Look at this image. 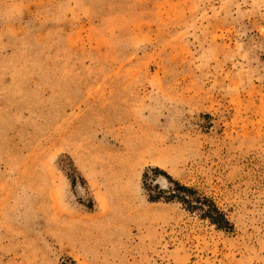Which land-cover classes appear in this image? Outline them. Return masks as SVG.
<instances>
[{"label": "rangeland", "instance_id": "374dc122", "mask_svg": "<svg viewBox=\"0 0 264 264\" xmlns=\"http://www.w3.org/2000/svg\"><path fill=\"white\" fill-rule=\"evenodd\" d=\"M0 264H264V0H0Z\"/></svg>", "mask_w": 264, "mask_h": 264}, {"label": "trees", "instance_id": "16d2710c", "mask_svg": "<svg viewBox=\"0 0 264 264\" xmlns=\"http://www.w3.org/2000/svg\"><path fill=\"white\" fill-rule=\"evenodd\" d=\"M179 188H181V186H180ZM181 189H184V187H183V188H181Z\"/></svg>", "mask_w": 264, "mask_h": 264}]
</instances>
